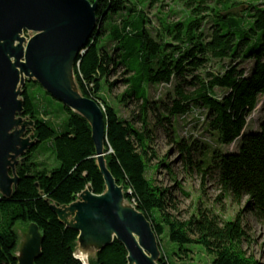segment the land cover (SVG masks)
I'll use <instances>...</instances> for the list:
<instances>
[{
  "label": "trees",
  "instance_id": "16d2710c",
  "mask_svg": "<svg viewBox=\"0 0 264 264\" xmlns=\"http://www.w3.org/2000/svg\"><path fill=\"white\" fill-rule=\"evenodd\" d=\"M89 1L97 4L98 25L75 62L76 82L82 95L104 110L107 167L124 188L126 201L152 224L162 252L159 264H171V257L189 259L192 251L186 247L191 245H201L214 258L212 264H264L243 249L250 242L243 214L264 223V102L259 130L245 132L248 117L264 97V3L252 2L244 10L240 0H215L213 5L210 0H173L183 4L185 16L173 23L160 20L154 35L147 11L157 7L162 13L165 0ZM244 61H253L249 72L241 68ZM118 72L125 88L118 103H139L135 119L140 127L101 97L118 85L120 80H109ZM171 84L163 100L151 101V86ZM43 90L34 81L23 87L24 117L35 124L28 136L36 144L17 166L19 184L12 197L0 194V264H19L17 227L30 224H37L43 235L42 256L35 264H84L76 258L78 233L61 222L51 205H71L88 186L96 195L106 191L91 126L46 91L39 96ZM198 112L205 134L217 136L223 147L239 140L237 152L216 148L210 154L211 144L204 143L202 158L193 159L199 142L189 144L175 126L177 118ZM152 113L154 127L161 126L183 155L186 173L202 174L205 185L213 170L223 190L219 200L225 195L238 207L245 201V209L227 221L202 208L189 220L173 214L179 210L176 194L148 177L151 160L158 158L155 151L149 156ZM161 166L169 169L165 159L155 168ZM165 235L179 247L169 256L162 245ZM127 258L125 247L115 241L89 264H128Z\"/></svg>",
  "mask_w": 264,
  "mask_h": 264
},
{
  "label": "water",
  "instance_id": "95a60500",
  "mask_svg": "<svg viewBox=\"0 0 264 264\" xmlns=\"http://www.w3.org/2000/svg\"><path fill=\"white\" fill-rule=\"evenodd\" d=\"M96 13L97 4L89 0H0V194L12 197L19 184L17 166L36 144L28 136L35 124L24 117L22 100L23 87L34 81L89 123L106 185L102 195L88 186L74 203L52 204V211L78 233L82 251L97 254L118 241L128 264H159L162 252L152 224L126 201L107 167L104 110L83 96L76 82L75 62L97 28ZM24 232L16 258L19 264H35L43 235L37 224Z\"/></svg>",
  "mask_w": 264,
  "mask_h": 264
},
{
  "label": "rangeland",
  "instance_id": "374dc122",
  "mask_svg": "<svg viewBox=\"0 0 264 264\" xmlns=\"http://www.w3.org/2000/svg\"><path fill=\"white\" fill-rule=\"evenodd\" d=\"M239 1V0H238ZM245 4L243 9L245 10L248 7V4L255 3H264V0H240ZM211 5L215 3V0H210ZM148 3L144 4L146 9ZM164 5L166 7L158 13L157 7L148 9L147 13L151 19L152 29L154 35L157 34V30L161 28L160 20H163L166 23L178 22L183 19L185 16L184 6L180 2H174L173 0H165ZM170 10L174 11V14H170ZM169 16V17H168ZM205 32L209 33L210 25L205 26ZM253 67V61H244L241 64V68H245L248 72ZM122 74L120 72L114 73L110 76V83H113L117 80H120L118 85L113 89L111 93L104 92L101 97L105 98L110 105L115 107L120 116L126 120H135L137 127H140L141 124L136 121L135 117L139 114V103H128V105L118 103V98L123 94L125 88L121 83ZM173 89V84L171 85H161V86H151L149 89L151 101L163 100L165 95L171 92ZM42 92H39V96L42 95ZM264 102V97L259 98V105L254 110V112L247 119V127L245 132L247 134L255 133L259 130V124L263 118L262 105ZM156 115H150V127L154 131V140L151 144V150L149 151V156H152V151H155L158 155V158L151 160V167L148 169V177L151 180H154L156 185L163 189H171L172 193H175L178 200V212H173V214L180 218L181 220H189L193 215L197 214L199 208L210 210L214 215H217L221 220L227 221L233 219L236 214L245 209V201L242 206L238 207L232 204V201L225 195L222 199L219 200L220 195L223 194L222 188L217 182V175L211 171L210 175L207 176L205 185H202V174L193 173L188 175L184 169L185 161L183 155L179 152L178 147L175 143L170 141V138L166 135L164 130L159 127H154L156 125ZM201 120L198 121V118ZM203 117L199 112L197 115L190 114L184 120L181 118L176 119L175 131L180 138L187 140L188 143H193L195 141L199 142L200 150L195 152L193 159L199 160L202 158L204 152L209 151L211 154L216 148L222 149L224 152H237L239 148V140L233 143L230 147H223L218 144L217 136L213 139L211 136L205 134L203 131ZM31 136V135H30ZM189 143V144H190ZM204 143L211 144L208 145V149H201V145ZM48 156L40 157V160H44ZM166 160V164L169 165V169L165 166L160 168H155V166ZM169 170L172 173H169ZM180 183V188L177 187V183ZM187 193L188 196L184 195ZM244 221L247 226V230L250 237V242H245L243 244V249L247 252L248 255H253L259 262L264 263V223L258 221L254 215L244 213ZM24 227L18 226L17 232L20 235L19 246H21L23 241L22 234ZM22 234V235H21ZM162 245L165 249L166 255L172 254L173 250H179L177 245L170 243L167 235L162 237ZM187 249L192 251L189 259L179 260L176 257H171V264H212L213 257L207 254L206 250L201 245H191L187 246ZM82 255V256H81ZM84 255V256H83ZM96 252L94 250L82 251L78 244V251L76 253V258L84 257L86 263L89 264L91 260L94 259ZM85 264V263H84Z\"/></svg>",
  "mask_w": 264,
  "mask_h": 264
},
{
  "label": "bare ground",
  "instance_id": "6f19581e",
  "mask_svg": "<svg viewBox=\"0 0 264 264\" xmlns=\"http://www.w3.org/2000/svg\"><path fill=\"white\" fill-rule=\"evenodd\" d=\"M81 256H82V255H81ZM81 256L78 257V259L81 260L83 263L87 264V263H86V259H85L84 257H81ZM83 256H84V255H83Z\"/></svg>",
  "mask_w": 264,
  "mask_h": 264
}]
</instances>
